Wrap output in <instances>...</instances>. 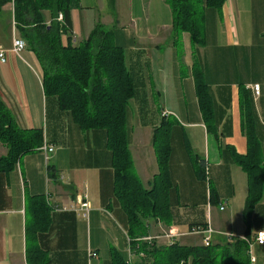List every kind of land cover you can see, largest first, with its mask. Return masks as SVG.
I'll return each instance as SVG.
<instances>
[{
	"label": "crops",
	"instance_id": "crops-1",
	"mask_svg": "<svg viewBox=\"0 0 264 264\" xmlns=\"http://www.w3.org/2000/svg\"><path fill=\"white\" fill-rule=\"evenodd\" d=\"M70 19L74 45L86 40L99 21L112 31L114 44L124 49L134 84L126 108L128 145L134 170L146 188L158 172L153 130L164 113L177 120L169 159L174 183L172 220L170 225L147 220L149 234L171 226L185 232L189 226L206 224L214 230L211 244L244 237L247 178L233 162L230 147L239 154L246 152L240 87L248 89L253 98L259 133L264 136V0H226L219 10L204 8V43L194 49L189 35L183 33L184 47L189 44V50L182 48L180 55L173 45L172 15L164 0H79ZM12 21L13 5L7 2L0 10V49L6 50L5 62L0 61V97L19 127L42 129L54 150L48 159L36 150L22 157L11 171H0V264H27L25 200L38 194L53 207L50 228L35 239L50 264H111L112 248L126 258L127 219L113 194L106 133L81 130L71 114L58 107L56 97L44 93L34 53L27 46L18 53L10 51L13 38H21ZM194 50L214 100L218 139L206 130L198 107L191 71ZM255 84L258 95L250 88ZM183 133L193 154L208 169L209 182L217 192L214 203L209 182L195 175ZM5 153L0 143V156ZM83 193L90 202L87 217L74 209L76 196ZM261 229L264 198L254 206L249 237ZM187 236L176 240L181 245L202 244L181 242ZM157 244L164 245L165 240ZM89 250L97 256L89 257ZM251 256L250 264H264V244H254Z\"/></svg>",
	"mask_w": 264,
	"mask_h": 264
},
{
	"label": "trees",
	"instance_id": "trees-1",
	"mask_svg": "<svg viewBox=\"0 0 264 264\" xmlns=\"http://www.w3.org/2000/svg\"><path fill=\"white\" fill-rule=\"evenodd\" d=\"M164 1L171 10L173 45L178 55L182 53L183 33L189 35L193 47L204 43V8L219 10L226 2ZM7 2L13 5L16 31L39 63L44 93L55 96L58 107L68 111L81 130L102 129L106 133L113 169V194L127 219L126 234L135 254L132 264H250L247 243L241 238L207 246L181 245L177 240L158 245L140 240L149 234L147 220L166 225L172 220L174 183L169 159L172 129L177 120L164 115L153 130L152 146L158 172L146 188L134 170L128 145L126 108L134 95V84L125 64L124 49L114 44L112 31L97 21L87 39L74 45L70 12L79 7V0H0V10ZM58 14H62V21L57 19ZM191 71L202 120L206 130L218 139L213 97L195 52H192ZM239 109L246 152L239 154L232 147L230 150L233 162L247 178L243 222L246 227L244 237L249 238L254 206L264 198V136L259 133L253 98L245 87L239 89ZM44 142L48 143L42 129L19 127L0 97V143L6 147V153L0 156V171H11L22 157L40 150ZM183 144L196 177L208 183L204 160L193 154L185 133ZM208 186L210 201L214 203L217 192L210 182ZM52 209L42 194L25 200L27 264H50L47 252L37 245L35 239L50 228ZM110 259L111 264H128L127 257L115 248L110 250Z\"/></svg>",
	"mask_w": 264,
	"mask_h": 264
},
{
	"label": "built area",
	"instance_id": "built-area-1",
	"mask_svg": "<svg viewBox=\"0 0 264 264\" xmlns=\"http://www.w3.org/2000/svg\"><path fill=\"white\" fill-rule=\"evenodd\" d=\"M57 19L59 21H62V14H58ZM12 26L15 29L14 20L12 21ZM25 48H26L25 41L15 36L13 38V44H12L10 51L13 53H18L24 50ZM5 55H6V50L0 49V61L1 62H5L6 60ZM250 88L253 91L254 95H258L259 86L257 84L251 86ZM164 115H167V114L164 113ZM40 150L44 153L45 158L48 159L49 153H51L54 149L52 145L44 142L43 145L40 147ZM206 170H207V167H206ZM74 209L81 211L84 217L88 216V211L90 209V202L88 199V195L86 193L76 196ZM220 209H223V207H220ZM213 232L214 230L209 225H206V224L189 226L187 231L185 232H182L178 227L171 226V227L162 229L158 234H153V235L148 234L147 236L140 238V240L143 242H148V243H151V242L158 243L160 240H165V244H170L174 242L177 238L183 235L198 234L202 236V244L207 246L211 244V235ZM227 236H230V234H227ZM241 239H243L247 243L248 253L250 255V262H252L253 258L251 254H252L253 245L254 244H258V245L264 244V229L256 231L252 238L241 237ZM88 255L89 257H96L97 253L89 250ZM140 256H142V254H140ZM134 257H135L134 251L132 250L129 244V241H128V250H127V259H126L127 263L132 264V262L134 261Z\"/></svg>",
	"mask_w": 264,
	"mask_h": 264
},
{
	"label": "rangeland",
	"instance_id": "rangeland-1",
	"mask_svg": "<svg viewBox=\"0 0 264 264\" xmlns=\"http://www.w3.org/2000/svg\"><path fill=\"white\" fill-rule=\"evenodd\" d=\"M189 42H190V40H189ZM181 45H182L181 48H183V51H184L185 47H184V40L182 39V37H181ZM195 47L196 46H194V49H195ZM186 49L189 50V44H186ZM194 52H195V50H194ZM201 67H202V65H201ZM136 88H138V90H140L138 84H137ZM213 102H214V100H213ZM207 175H208V169H207ZM211 238H212V235H211ZM201 239H202V236L197 235V234H192V235H188L187 237L182 238L181 242L194 243V242H197V241H202Z\"/></svg>",
	"mask_w": 264,
	"mask_h": 264
}]
</instances>
